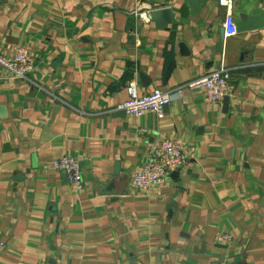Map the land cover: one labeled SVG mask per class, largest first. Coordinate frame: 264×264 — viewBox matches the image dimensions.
Segmentation results:
<instances>
[{"label":"crops","instance_id":"obj_1","mask_svg":"<svg viewBox=\"0 0 264 264\" xmlns=\"http://www.w3.org/2000/svg\"><path fill=\"white\" fill-rule=\"evenodd\" d=\"M220 1L0 0V54L35 62L31 81L0 65V264H264V0H233L230 36ZM160 7L173 23L156 24ZM221 66L219 103L195 89L164 119L119 108L133 80L173 91ZM158 137L188 160L138 188ZM64 155L81 191L52 166Z\"/></svg>","mask_w":264,"mask_h":264},{"label":"built area","instance_id":"obj_2","mask_svg":"<svg viewBox=\"0 0 264 264\" xmlns=\"http://www.w3.org/2000/svg\"><path fill=\"white\" fill-rule=\"evenodd\" d=\"M220 3L228 9L224 20L225 32L229 36L235 35L237 24L232 12L233 0H221ZM0 65L10 75L29 81H31L30 75L35 68L33 56L23 47L17 48L11 58L0 54ZM231 77V69L221 66L206 75L180 85L173 91L157 89L148 94H141L137 81L133 80L127 87L128 98L119 108L133 117H141L150 112L159 119H164L167 116V108L173 100L195 89H203L210 102H221L228 92ZM144 132L146 129H141V133ZM187 160V151L180 139L158 137L150 145L149 158L144 167L133 173V183L142 189L162 185L173 173L182 170ZM52 166L66 173L70 185L75 190L81 191L84 188L82 166L77 158L64 155L53 160ZM217 240L219 243H230L232 236L220 233Z\"/></svg>","mask_w":264,"mask_h":264},{"label":"water","instance_id":"obj_3","mask_svg":"<svg viewBox=\"0 0 264 264\" xmlns=\"http://www.w3.org/2000/svg\"><path fill=\"white\" fill-rule=\"evenodd\" d=\"M174 13L172 11V9L167 8V7H160V8H156L153 9L151 11V17L153 18V20L156 22V24L159 27H164L167 24H171L174 22V17H173ZM227 99V98H226ZM122 112L124 114H126L125 110H122ZM115 176H120V172L117 171V173H115ZM128 177H125V179H123V181H125ZM117 179H112L111 180V186L110 188L107 190L109 191H113V188L115 187V184L117 183ZM48 264H56L55 261H49Z\"/></svg>","mask_w":264,"mask_h":264}]
</instances>
